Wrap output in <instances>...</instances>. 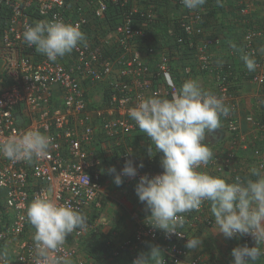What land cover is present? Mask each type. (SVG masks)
I'll return each instance as SVG.
<instances>
[{
    "label": "built area",
    "instance_id": "2783aa9c",
    "mask_svg": "<svg viewBox=\"0 0 264 264\" xmlns=\"http://www.w3.org/2000/svg\"><path fill=\"white\" fill-rule=\"evenodd\" d=\"M88 1L89 7L85 0H0V4L9 9L0 18V142L39 129L50 135L54 144L46 158L31 163L13 162L0 156V190L4 191L7 206L13 211L11 222L0 230V243L9 237L26 235L31 226L26 209L37 197L70 204L85 214L84 229L73 232V237L82 238L86 232L98 231L97 218L89 217L86 212L92 205L103 206L100 200L103 190L100 153L103 149L98 147L101 139H118L138 130L129 116V109L141 99L154 95L171 99L180 88L174 77L173 53L177 55L179 49L192 47L196 40L202 41L206 35V4L199 11H189L181 0H169L184 9L186 14L179 17V32L171 41L173 52L171 49L158 51L152 41H143L149 37L148 25L157 19V0L150 2L149 9L132 4L140 0H110L131 6L126 11L123 9V19L114 27L119 41H107L102 23L106 20L109 4L106 0ZM89 9L94 16L92 22ZM250 12L251 3L242 2L240 13L243 19L248 17L250 23L241 41V54L255 56L257 68L250 72L251 79L264 85V58L257 46L264 30L258 27ZM54 20L78 25L85 34L86 45H78L65 57L50 61L36 52L34 46L25 43L23 32L26 24ZM205 41L198 47V67L203 72H214L216 89L211 93L223 97L230 107L229 115L221 117L230 134V148L224 153L212 150L214 157L199 170L231 181L237 175H246L249 167L264 164V149L260 146L252 148L249 158L239 154L248 155L249 143L241 133L234 113L232 84L237 72L234 65L217 67L213 63L210 48L221 45L220 37ZM138 42L146 43L148 55H157L154 66L142 55ZM192 70V66L184 65L181 72L190 74ZM169 80L172 84L168 83ZM100 84L107 85L105 95L101 104L93 109L90 91ZM247 120L264 136L263 118L249 116ZM130 152L129 149L120 151L122 166L119 173L129 159L133 160L134 166L143 162L144 167L138 168L136 177H123L124 184L136 187L141 175L151 177L162 172L153 159L129 155ZM184 215V226L177 229L178 234L171 236L153 228L148 219L114 250V255L130 251L133 262L145 247L153 243L164 251L166 264H185L189 252L185 245L187 239L195 237L191 231L195 224L207 227L216 224L209 202L198 211ZM232 239L240 246L255 245L249 235ZM65 249L73 260L77 258L76 246L66 243ZM1 262L34 264L33 239L22 238L14 256H2ZM77 264H85V261L79 260ZM189 264L212 263L203 255H197Z\"/></svg>",
    "mask_w": 264,
    "mask_h": 264
},
{
    "label": "clouds",
    "instance_id": "9594fccd",
    "mask_svg": "<svg viewBox=\"0 0 264 264\" xmlns=\"http://www.w3.org/2000/svg\"><path fill=\"white\" fill-rule=\"evenodd\" d=\"M181 2L189 11H199L207 0ZM223 2L216 0L221 7ZM23 38L50 61L65 57L78 45H86L80 27L61 20L26 24ZM148 40L150 35L143 41ZM233 49L239 50L236 45ZM259 51L264 53V48ZM241 59L249 72L256 70L255 56L243 54ZM229 113L224 98L205 90L195 79L185 81L171 99L149 96L129 109V116L150 140L148 156L163 154L159 161L162 172L151 177L141 175L135 193L150 211V225L166 236L178 234L177 229L185 224L184 214L198 211L209 202L218 227L216 233L226 239L249 235L255 242L253 247H234L232 264H256L264 256V164L249 167L246 175H237L231 181L199 170L214 157L207 137L221 129V117ZM53 147L50 135L34 129L0 142V156L31 163L46 158ZM143 167V162L134 166L129 159L120 173L113 166L107 174L113 175L114 184L120 186L123 177H136L138 168ZM26 218L35 228L34 264H74L65 244L69 235L84 229L87 218L83 212L67 203L37 197L27 207ZM185 247L199 251L203 239H187ZM132 264H166L164 251L149 245V250L141 252Z\"/></svg>",
    "mask_w": 264,
    "mask_h": 264
},
{
    "label": "crops",
    "instance_id": "0c3cea01",
    "mask_svg": "<svg viewBox=\"0 0 264 264\" xmlns=\"http://www.w3.org/2000/svg\"><path fill=\"white\" fill-rule=\"evenodd\" d=\"M77 1V0H76ZM81 2L84 0H80ZM152 0H140L135 1L132 4L137 5L142 9L151 8L150 2ZM205 5L208 9L206 21V35L202 39L196 40V44L192 47L185 48L177 51V55L173 53V64L176 62L184 64L186 66H192L193 70L190 74L181 72V69L174 72V77L177 79L180 87L182 84L189 80H197L201 86L210 92H214L216 89V78L214 72L200 71L199 65V46H202L205 40L210 37H220L221 45L219 47H211L210 52L212 54V60L217 67H226L227 65H234L237 74L233 79L232 91L235 95V108L234 113L240 124V130L243 135L248 139L249 151L247 156L244 153L239 154L244 158H249L250 151L256 146H260L264 149V136L255 127H253L247 117L254 116L256 118L264 119V85L255 83L251 79L250 72L246 69L243 60L241 59V41L245 32L248 30V22L245 17H237L239 15L238 10L242 7V2L246 1L251 3V12L249 15H253L258 23V27L264 30V9L259 13V8L264 7V0H224L222 9L225 15L219 17L218 15L220 6L217 5L216 0H207ZM158 9L156 11L157 19L153 24L156 26L164 27L167 29L166 34L161 33L155 35L150 30V41L156 44L158 51L171 49L173 52L171 41H174V36L179 32L178 20L179 17L186 14V11L181 7H178L169 0H157ZM90 1L85 0V5L89 7ZM238 8V10H237ZM216 11V17L212 16V11ZM253 12V13H252ZM89 18L93 21L92 9H89ZM120 16V15H119ZM123 19L121 16L120 22ZM106 28V40L107 41H119L118 35L114 31V28L105 23ZM155 28V26H154ZM140 41V40H139ZM233 45H236L234 50ZM258 49L264 48V34L258 41ZM137 47L144 55L145 59L152 65H155L157 55H148L146 50V43L138 42ZM264 58V53L260 52ZM176 61V62H175ZM180 67V66H179ZM177 67V68H179ZM175 70V69H174ZM1 72V71H0ZM106 84H103V95H105ZM149 93V91H145ZM101 98V99H102ZM92 107L101 104L100 100L93 99ZM104 105V104H103ZM99 142V141H98ZM206 142L210 143L212 150H216L220 153H224L230 148V134L226 129L225 121H221V129L215 130V132L207 137ZM150 144L149 138L141 132L139 129L135 130L132 134L121 138H105L101 139L98 147L102 150L100 156L103 161L100 167L101 176L103 180V190L100 196L110 195L115 196L116 202L114 204L112 218H107L105 210L102 207H96L92 205L87 210V215L92 218H97L101 222V230L99 233L86 232L82 238H75L72 235L67 237L66 243L76 246L78 249L77 258L74 259V264H77L79 260L85 261V264H132V253L130 251H123L119 255H114V250L121 247V244L125 239L133 236L139 225L144 224L149 218L150 211L146 208L144 203H141L135 193V185L124 184L117 186L113 182V175L107 174V169L115 167L117 172L122 166L120 158V147L123 149H129L134 156H140L149 159H153L155 164L160 166L159 161L162 157V153H156L152 157L147 154V148ZM154 147V146H153ZM242 158V159H244ZM249 160V159H247ZM243 160H241L242 162ZM118 198V199H117ZM118 205V206H117ZM102 210V212H101ZM101 212V214L99 213ZM13 219V211L7 206L6 197L4 191L0 190V223L3 221V225L7 226ZM218 230L217 225L207 227L201 223L195 224L192 228V233L195 237L203 239V247L199 251L189 250L185 264H189L191 259L197 255H203L209 259L212 264H232L234 259L231 255V251L234 247L240 246L233 239H226L222 234L216 233ZM35 228L31 225L24 237H9L2 243H0V264L2 256H14V252L17 250L19 242L22 238L30 239L33 237ZM150 243L149 245H152ZM149 245L145 247L144 252L149 250ZM155 245V244H154ZM255 246V245H254ZM93 248V249H92ZM256 264H264V258L260 257Z\"/></svg>",
    "mask_w": 264,
    "mask_h": 264
},
{
    "label": "trees",
    "instance_id": "16d2710c",
    "mask_svg": "<svg viewBox=\"0 0 264 264\" xmlns=\"http://www.w3.org/2000/svg\"><path fill=\"white\" fill-rule=\"evenodd\" d=\"M107 2H108V4H109V10H108V12L106 13V17H105V19L106 20H104V22L102 23V26L103 25H105V23L106 24H108L109 26H111L112 28H114L118 23H120V19H121V16H122V14H123V12H124V10L126 11L130 6H131V4H126V5H122L121 4V1L120 2H113V1H110V0H106ZM208 3V1L206 2V4ZM241 8L242 7H240L239 8V10H238V8H237V10H238V13H239V15H237V17H242V15H241V13H240V10H241ZM124 9V10H123ZM220 9H222V7L220 6ZM8 11H9V9L7 8V7H5L4 5H1L0 4V18L1 17H3V16H5L7 13H8ZM209 12H211V11H209ZM209 12H207V16H210V14H208ZM216 11L214 10V11H212V16H214V17H216V13H215ZM221 12V13H220ZM219 17H222V15H225V13H224V11H223V9L222 10H220L219 11ZM120 15V16H119ZM157 25V23L155 24H150L149 25V27H148V30H152V32L155 34V35H158V34H166V31H167V29L166 28H164V27H159V26H156ZM154 26H155V28H154ZM104 30H105V28H104ZM105 32H106V30H105ZM149 35H151L150 34V31H149ZM176 62V61H175ZM180 66V67H179ZM173 67H174V69L175 70H177V74H178V71L181 69L182 70V68L184 67V64H181V63H177L176 62V64H173ZM177 67H179V68H177ZM177 80V79H176ZM120 150H123V151H125V149H123V147H120ZM4 221V220H3ZM1 222L0 223V230L1 229H3V228H5L6 226H4L3 225V223L4 222Z\"/></svg>",
    "mask_w": 264,
    "mask_h": 264
},
{
    "label": "rangeland",
    "instance_id": "374dc122",
    "mask_svg": "<svg viewBox=\"0 0 264 264\" xmlns=\"http://www.w3.org/2000/svg\"><path fill=\"white\" fill-rule=\"evenodd\" d=\"M264 7H260L258 10H259V13H261V10H263ZM253 13V12H252ZM255 14V12L253 13V15ZM103 85H96L94 86L91 91H90V96L93 99H95L96 97V101L97 100H100L101 101V98H102V95H103V89H102ZM94 102V101H93ZM116 197L115 196H112V194L110 195H104V197L102 196V203H103V206H102V209L105 210V214L107 218H112L111 216L113 215V206L114 204H119V202H116L115 201ZM118 199V198H117ZM118 206V205H117ZM102 212V210H101ZM101 212H99L101 214ZM99 217L97 216V221H98V231L96 232L99 233L100 230H101V222L100 220L98 219ZM95 234V233H94ZM93 249V248H92Z\"/></svg>",
    "mask_w": 264,
    "mask_h": 264
}]
</instances>
